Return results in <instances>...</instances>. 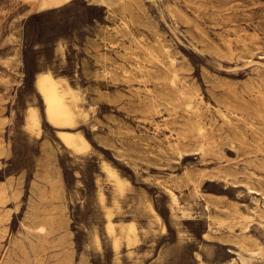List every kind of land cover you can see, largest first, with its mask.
<instances>
[{
  "label": "rangeland",
  "instance_id": "rangeland-1",
  "mask_svg": "<svg viewBox=\"0 0 264 264\" xmlns=\"http://www.w3.org/2000/svg\"><path fill=\"white\" fill-rule=\"evenodd\" d=\"M100 1L0 0V264H264V0Z\"/></svg>",
  "mask_w": 264,
  "mask_h": 264
},
{
  "label": "bare ground",
  "instance_id": "bare-ground-1",
  "mask_svg": "<svg viewBox=\"0 0 264 264\" xmlns=\"http://www.w3.org/2000/svg\"><path fill=\"white\" fill-rule=\"evenodd\" d=\"M109 1H112V0H101L100 2L101 3L105 2V4H106ZM118 1H120V0H118ZM98 3H99V1H98ZM111 4H113V3H111ZM36 87H37V89H38V91H39V93L43 99V102H44L47 121L55 127H69V126L71 127V126H73L74 122H75V112H74V109L72 108V106L70 105V103L68 102V97L72 94L71 91L73 92V90L70 89V87L68 88L66 81L64 79H62L61 77L57 78L51 71H45V72L40 73L37 76ZM227 119L228 118H226V120ZM28 125L32 129L39 128L38 114H37L36 110H34V109L30 110ZM199 129L201 132H204L205 131L204 125H203V127H202V125H200ZM58 132H59V137L62 139L63 143L68 148L72 149L73 151L81 152L82 150H84L88 147L87 141L83 137L82 134L71 133V132H66V131H58ZM111 174H113V173L111 172ZM99 197H100L101 201L103 202L104 201V194L101 191L99 192ZM170 197H171L173 202H178L177 197L172 190H170ZM107 217H108L107 230L110 234H114V227H113L112 222H111V211L107 212ZM41 220H40V222H41ZM48 228L49 227L46 224H39L36 227L37 233L39 234L40 237H42V236L47 234ZM126 237L128 239L129 244L132 242H136V227L133 223H130V225L127 227ZM113 245H114L115 249H118L119 240L117 237H114Z\"/></svg>",
  "mask_w": 264,
  "mask_h": 264
}]
</instances>
